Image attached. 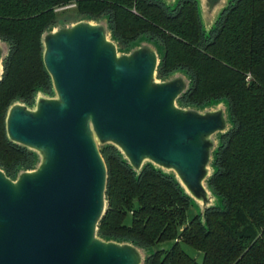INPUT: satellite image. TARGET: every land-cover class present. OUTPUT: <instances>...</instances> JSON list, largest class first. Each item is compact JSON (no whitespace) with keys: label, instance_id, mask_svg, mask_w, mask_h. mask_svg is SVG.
Returning <instances> with one entry per match:
<instances>
[{"label":"water","instance_id":"water-1","mask_svg":"<svg viewBox=\"0 0 264 264\" xmlns=\"http://www.w3.org/2000/svg\"><path fill=\"white\" fill-rule=\"evenodd\" d=\"M195 2L208 34L231 0ZM202 18L214 23L209 31ZM40 41L52 95L38 90L32 106L15 101L6 113L8 139L34 162L13 178L0 168V264H144L147 249L98 236L108 179L101 148H115L136 176L150 166L171 177L190 203H203V221L205 210L222 203L214 193L220 204L206 203L203 183L210 186L221 137L232 129L228 102L227 121L211 108L215 101L182 105L191 85L186 71L158 78L161 46L141 37L121 49L107 17L54 25ZM8 52L0 40V80Z\"/></svg>","mask_w":264,"mask_h":264},{"label":"trees","instance_id":"trees-1","mask_svg":"<svg viewBox=\"0 0 264 264\" xmlns=\"http://www.w3.org/2000/svg\"><path fill=\"white\" fill-rule=\"evenodd\" d=\"M67 15L107 17L121 49L141 37L156 42L163 52L158 78L178 70L190 76L180 103L226 100L232 121L209 181L221 207L205 210L203 221L190 214L171 177L150 166L136 176L115 148L102 147L107 208L98 236L152 248L144 264H264V0H231L208 34L195 0L174 7L158 0H0V40L9 50L0 80V168L11 178L31 169L34 155L8 139V107L30 104L38 90L51 92L40 38Z\"/></svg>","mask_w":264,"mask_h":264},{"label":"rangeland","instance_id":"rangeland-1","mask_svg":"<svg viewBox=\"0 0 264 264\" xmlns=\"http://www.w3.org/2000/svg\"><path fill=\"white\" fill-rule=\"evenodd\" d=\"M163 1L167 2L168 4H172V2H173L174 4L177 5L178 4L177 2L179 0H163ZM73 7H74V5H70V6H67V7H63L62 9H57L56 11L57 12H62V11H65L67 9H71ZM65 17L67 19L64 18V17H61L59 19V22L56 23V25L62 24V23H71V22L76 21L78 19V18L75 19L74 17H69L68 18V15L65 16ZM202 19H203L204 27L207 29V31H209L210 28H212L214 23L211 22L209 24L208 21L205 18H202ZM103 22L106 23V19H103ZM39 91L41 93H43V91H41V90H39ZM47 95L51 96L52 92H50ZM27 105L28 106H32L33 105V100H32V102L30 104H27ZM210 106H211V108L213 110H216L219 113L223 112L224 116H226V121H227V119H229L228 105H227V103L224 100L223 101L219 100V101L212 102V105H210ZM219 138H220V133L215 134L211 138V146H210V149H209L208 161H207V164L205 165V170H206L205 171L206 172L205 178H208L213 172L214 153H215V150H216V148L218 146ZM209 187L210 186H208V184L206 182L203 183V194H205L204 199L206 200V203L210 204V205H219L220 203L218 202L217 198L215 197V195L213 194V192L210 190ZM203 206L204 205H203L202 202H200V200H197L194 197H191V212H190V214L192 212L194 214H201V212L203 210ZM170 245H171V243H164V244H162L161 248H168ZM181 247L188 255H190L191 257H194L195 259H198L200 261L199 255L196 254V252L191 247L186 246L184 244H181ZM147 250H148L147 252H151V253L154 251L152 248L147 249Z\"/></svg>","mask_w":264,"mask_h":264}]
</instances>
